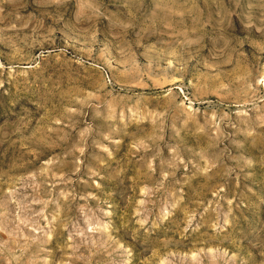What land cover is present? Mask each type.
Wrapping results in <instances>:
<instances>
[{
  "label": "clouds",
  "instance_id": "1",
  "mask_svg": "<svg viewBox=\"0 0 264 264\" xmlns=\"http://www.w3.org/2000/svg\"><path fill=\"white\" fill-rule=\"evenodd\" d=\"M0 264H264V0H0Z\"/></svg>",
  "mask_w": 264,
  "mask_h": 264
}]
</instances>
